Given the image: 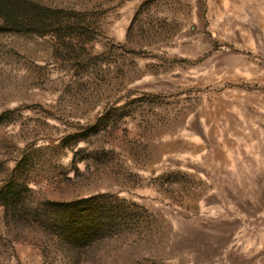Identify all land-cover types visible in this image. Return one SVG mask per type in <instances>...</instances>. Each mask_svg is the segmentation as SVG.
Returning a JSON list of instances; mask_svg holds the SVG:
<instances>
[{
  "label": "rangeland",
  "instance_id": "obj_1",
  "mask_svg": "<svg viewBox=\"0 0 264 264\" xmlns=\"http://www.w3.org/2000/svg\"><path fill=\"white\" fill-rule=\"evenodd\" d=\"M0 264H264V0H0Z\"/></svg>",
  "mask_w": 264,
  "mask_h": 264
},
{
  "label": "trees",
  "instance_id": "obj_2",
  "mask_svg": "<svg viewBox=\"0 0 264 264\" xmlns=\"http://www.w3.org/2000/svg\"><path fill=\"white\" fill-rule=\"evenodd\" d=\"M65 24V21H61L60 19H54L53 21L49 19V23L47 25L48 33L53 34L56 29L57 31L62 29Z\"/></svg>",
  "mask_w": 264,
  "mask_h": 264
}]
</instances>
